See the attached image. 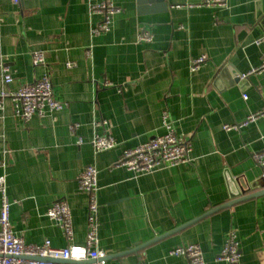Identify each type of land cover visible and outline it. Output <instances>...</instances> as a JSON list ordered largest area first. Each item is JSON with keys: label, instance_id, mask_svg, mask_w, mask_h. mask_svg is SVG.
<instances>
[{"label": "crops", "instance_id": "crops-1", "mask_svg": "<svg viewBox=\"0 0 264 264\" xmlns=\"http://www.w3.org/2000/svg\"><path fill=\"white\" fill-rule=\"evenodd\" d=\"M113 1L120 11L110 29L93 34L102 17L90 13L87 0H0V93L49 73L55 97L65 103L23 122L5 100L0 174L7 173L14 232L26 243L84 244L88 196L78 175L95 165L104 264H187L170 253L185 244L200 245L205 264H228L216 256L231 229L241 264H264V176L253 158L264 149V114L224 128L264 113V71L248 74L264 57V40L257 43L264 37V0ZM142 31L152 40L140 41ZM34 50L45 53L44 64H33ZM3 64L13 76L8 84ZM165 110L177 135L190 140L191 161L143 175L115 166L124 149L164 133ZM102 134L118 145L95 154L90 141ZM242 185L253 196L178 229L231 201ZM58 199L71 210L72 240L46 215Z\"/></svg>", "mask_w": 264, "mask_h": 264}, {"label": "built area", "instance_id": "built-area-1", "mask_svg": "<svg viewBox=\"0 0 264 264\" xmlns=\"http://www.w3.org/2000/svg\"><path fill=\"white\" fill-rule=\"evenodd\" d=\"M19 3L21 0H12ZM91 14L101 15V20L92 27V33L98 34L110 29L113 16L120 11L113 0H87ZM226 0H202L198 5H224ZM180 6V5H177ZM140 41L152 40V34L147 31L139 33ZM264 37L257 43H261ZM33 64L38 66L45 63V53L34 50L31 53ZM206 60L205 56L193 59L191 70L200 68ZM68 66H73L68 63ZM264 71V57L258 67H254L248 74ZM1 76L4 83L13 80L11 68L1 65ZM246 75H242L245 77ZM246 97V96H245ZM10 98L14 107V114L23 122L29 121L33 116L45 117L48 113L59 111L65 103L58 100L54 94L52 79L49 73H45L38 80L23 85L16 92L2 91L0 93V117L4 109L5 100ZM263 112L249 115L246 121L237 125H224L227 130L240 128L250 121H254ZM164 133L151 137L146 142L136 147L126 148L122 151L115 166L124 167L136 175L154 172L165 167L189 163L191 143L177 135L175 123L169 112L165 110L162 115ZM78 124L71 125V129ZM84 141L78 137L80 145ZM94 153L112 149L118 145L117 140L109 135H95L90 141ZM253 158L260 165L264 176V149L253 154ZM78 184L81 191L88 196L87 205V232L84 244L70 243L66 247H55L50 240L42 244L26 243L16 235L11 223L12 201L7 193V173L0 174V264H60L62 261H98L104 264L105 251L99 247V209L98 200V169L95 165L84 167L78 175ZM46 215L55 221L63 230L68 240L73 239V223L71 210L64 199H58L47 210ZM171 255L183 256L187 264H205L203 251L198 244H185L177 246L170 251ZM240 242L237 233L231 229L222 250L216 256L218 261H226L228 264H241Z\"/></svg>", "mask_w": 264, "mask_h": 264}, {"label": "water", "instance_id": "water-1", "mask_svg": "<svg viewBox=\"0 0 264 264\" xmlns=\"http://www.w3.org/2000/svg\"><path fill=\"white\" fill-rule=\"evenodd\" d=\"M248 191H249V188H248V187H244V186L242 185V187H241V193L238 194V195H233L231 201H229V202H227V203H224L223 205H220V206H218V207H215V208L209 210L208 212H206V213L203 214L202 216L197 217L196 219H193V220L188 221L187 223H185V224L181 225L180 227H178V229H180V228H182V227H184V226H187V225H189V224L195 222L197 219H199V218H201V217H203V216H205V215H207V214H209V213H211V212H213V211H215V210H217V209H220V208H223V207H226V206H230V205H232L233 203L237 202L238 200H242V199H244V198H248V197L253 196V195H245L246 192H248ZM137 246H138L137 248H140V247H141V245H140V246L137 245ZM120 254H121V253H120ZM122 254H123V253H122ZM105 258H106V256L104 257V259H105Z\"/></svg>", "mask_w": 264, "mask_h": 264}]
</instances>
